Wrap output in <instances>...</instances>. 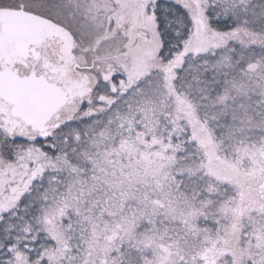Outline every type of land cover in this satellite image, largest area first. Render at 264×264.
<instances>
[{
    "label": "snow or ice",
    "instance_id": "1",
    "mask_svg": "<svg viewBox=\"0 0 264 264\" xmlns=\"http://www.w3.org/2000/svg\"><path fill=\"white\" fill-rule=\"evenodd\" d=\"M0 264H264V0H0Z\"/></svg>",
    "mask_w": 264,
    "mask_h": 264
}]
</instances>
